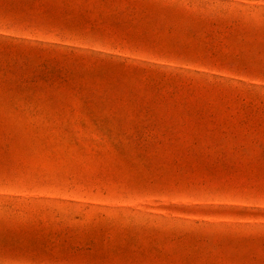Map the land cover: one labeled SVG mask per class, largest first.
<instances>
[{"label": "rangeland", "instance_id": "1", "mask_svg": "<svg viewBox=\"0 0 264 264\" xmlns=\"http://www.w3.org/2000/svg\"><path fill=\"white\" fill-rule=\"evenodd\" d=\"M262 0H0V264H264Z\"/></svg>", "mask_w": 264, "mask_h": 264}, {"label": "snow or ice", "instance_id": "2", "mask_svg": "<svg viewBox=\"0 0 264 264\" xmlns=\"http://www.w3.org/2000/svg\"><path fill=\"white\" fill-rule=\"evenodd\" d=\"M262 2H264V0H262ZM262 207H264V205H262Z\"/></svg>", "mask_w": 264, "mask_h": 264}]
</instances>
